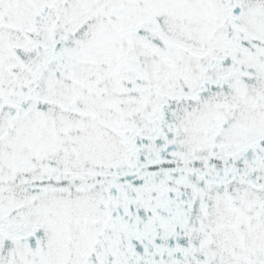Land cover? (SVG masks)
I'll return each mask as SVG.
<instances>
[{"label":"snow or ice","instance_id":"1","mask_svg":"<svg viewBox=\"0 0 264 264\" xmlns=\"http://www.w3.org/2000/svg\"><path fill=\"white\" fill-rule=\"evenodd\" d=\"M0 264H264V0H0Z\"/></svg>","mask_w":264,"mask_h":264}]
</instances>
